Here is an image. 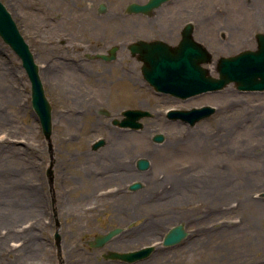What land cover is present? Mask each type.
Here are the masks:
<instances>
[{
	"label": "rangeland",
	"instance_id": "374dc122",
	"mask_svg": "<svg viewBox=\"0 0 264 264\" xmlns=\"http://www.w3.org/2000/svg\"><path fill=\"white\" fill-rule=\"evenodd\" d=\"M143 1L2 0L40 68L42 84L52 105L51 150L57 162L63 125L58 119L56 70L62 52L77 47L72 42L62 45L61 41L76 37L78 44L86 46L82 50L88 51L101 45V37L126 46L140 36L154 34L153 25L157 24L153 20L145 19L146 33H143L140 16L125 12L129 4ZM223 2L229 8L225 18L238 25V29L229 33L227 26L210 25L208 47L214 62L208 68L213 77H218L216 65L220 56L255 50L253 34L264 31V24L255 25V19L261 20L264 12L245 6L241 0ZM102 4L106 10L99 14ZM71 13L74 17L69 22L63 19ZM73 23L75 27H71ZM121 29L126 32L121 33ZM239 35L242 38H233ZM221 40L224 42L220 43ZM47 66L51 69V84L47 80ZM31 93V83L20 58L0 37V264H59V259L62 264H77L78 255L83 260L79 264H129L101 258L100 252L104 249L126 252L156 243L149 257L138 262L264 264V158L256 155L242 162L236 154L242 139L253 144L262 139L264 144V91H240L230 84L223 90L187 100L162 94L159 107L146 94V108L151 113L165 115L170 107L191 109L204 105L215 106L217 110L194 126L167 122L164 118L155 124L154 119H147L150 122L147 132L163 133L166 140L158 144L147 134L145 149L151 168L147 172L146 217L140 223H145V231L139 241L135 235L122 234L127 228L137 227L141 220L119 224L117 220L89 215L71 219L57 213L60 203L57 198L52 202L44 186L43 173L52 160L32 107ZM247 119L250 121L244 123ZM259 149L263 151L260 146ZM230 152L231 156L227 154ZM256 152L259 154L257 149ZM54 187L57 193L58 185L55 183ZM183 187H188L189 192H182ZM177 224L185 225L189 235L177 245L161 247L164 235ZM115 227H121V232L108 246L83 249L82 244L95 234Z\"/></svg>",
	"mask_w": 264,
	"mask_h": 264
},
{
	"label": "flooded vegetation",
	"instance_id": "af4514ba",
	"mask_svg": "<svg viewBox=\"0 0 264 264\" xmlns=\"http://www.w3.org/2000/svg\"><path fill=\"white\" fill-rule=\"evenodd\" d=\"M148 1L140 3L146 4ZM184 1L168 0L148 13H138L141 32L146 33L143 31L146 30L143 22L147 20H153L157 24L153 25L155 32L140 36L126 46H121L119 42L110 43L101 37L100 46L86 51L82 50L86 46L78 44L76 37H66V40L61 41L62 45L72 42L80 48L62 52L61 64L56 70L59 77L55 83L59 92L58 119L60 126L63 125V131L59 135L58 162L48 144L52 171L50 164L46 166L43 179L49 193L51 172L54 186L55 183L58 185L57 193L51 195L52 202L57 198L60 203L57 213L69 215L71 219H81L89 215L117 220L119 224L128 220H141L137 227L129 230L127 228L121 234L128 237L135 235L139 241L140 234L144 233L145 223H140L146 217L147 172L151 165L147 170L142 162L147 159V134L151 135L152 141L154 137L153 132H147V124H150L147 119H154L155 124H160L162 118L167 122L172 120L166 114L155 111H149L151 116L148 118L144 115L147 111L146 94L154 99V106L159 107L163 93L156 91L146 77L152 66L146 57L155 54L149 52L154 47H140L133 51L131 46L139 40L161 41L172 46L174 50L178 49L184 40L186 27L191 25L193 39L209 49L210 25L216 23L218 26H236L225 18V11L229 8L223 0H217L210 5L208 0H196V3L194 0L193 3ZM241 1L259 13L264 12V0ZM105 10L106 7L100 5L98 13L102 14ZM211 11L214 14L211 15ZM73 17L71 13L63 19L69 22ZM260 17L261 20L259 17L255 19V25L264 24V16ZM75 26L73 23L71 27ZM120 31L126 32L123 29ZM259 33L264 31L259 30L253 34L255 41ZM222 36L225 39V35ZM233 38L239 39L242 36ZM221 41L220 43L224 42ZM49 66L46 67V72L47 80L51 84ZM167 96L179 100L172 95ZM129 240L131 239L127 241ZM89 242L90 240L83 243L84 247L79 246L85 250L91 249ZM108 250L100 252V257L104 258L103 254ZM76 258L77 264L83 262L79 255Z\"/></svg>",
	"mask_w": 264,
	"mask_h": 264
},
{
	"label": "water",
	"instance_id": "95a60500",
	"mask_svg": "<svg viewBox=\"0 0 264 264\" xmlns=\"http://www.w3.org/2000/svg\"><path fill=\"white\" fill-rule=\"evenodd\" d=\"M166 0H150L146 5L133 3L128 7L130 12H149L159 7ZM0 37L21 59L23 68L32 84V106L37 113L45 138L51 145L52 135V107L49 103L41 77L39 66L35 62L29 45L21 34L12 14L0 0ZM258 48L244 50L235 56L220 57L217 63L218 77H213L209 69L203 65L211 64V53L201 44L195 42L191 35V26L185 31L184 41L178 49L172 51L171 47L160 41L147 43L140 41L132 46L136 51L138 47H154L149 50L155 54L146 59L152 63L147 71V79L156 90L187 99L205 92L219 91L231 83L241 91H264V34L257 35ZM215 112L212 106H203L188 110H170L171 119L181 120L190 126L210 117ZM149 116V113H145ZM162 133L154 137L155 142L164 141ZM147 169L149 161L142 162ZM121 229L112 230L106 234L96 236L90 242L91 246L102 247L113 239ZM188 235L186 228L178 224L171 228L163 238V244L173 246L179 244ZM59 239L58 236H56ZM153 246L134 252L110 251L105 257L108 259H122L134 262L147 258L153 251Z\"/></svg>",
	"mask_w": 264,
	"mask_h": 264
},
{
	"label": "bare ground",
	"instance_id": "6f19581e",
	"mask_svg": "<svg viewBox=\"0 0 264 264\" xmlns=\"http://www.w3.org/2000/svg\"><path fill=\"white\" fill-rule=\"evenodd\" d=\"M227 27L230 28L229 29V33L230 32L231 33H234L235 29H238V26L237 25L236 26H227ZM213 69H214V67H211V71ZM247 121H250V120L249 119L244 120V123L247 122ZM244 123L241 122V124H243L242 125L243 127L245 126ZM263 127H264V124H263ZM259 132H260V130H259ZM259 132H258V134H259ZM240 143H241L240 144L241 146L237 148L236 154H237V157L238 158L240 157V159L242 160V162H246V160H243V159H249L252 156H255L256 157V155H257V158H259V157L261 159L264 158V144H262V139H260V141L257 144H253L252 142L246 141V140L244 141L243 139H242V141H240ZM259 146L263 149V151L259 149ZM256 149L258 150V153L259 154H257ZM227 154L229 156H231L233 153L230 152V153H227ZM252 163L253 162H250L249 164L251 165ZM187 191L189 192V188L188 187H183L182 188V192L186 193ZM34 201H36V200H34ZM131 244H134V243H131ZM154 247H156V245ZM152 263H154V262H152Z\"/></svg>",
	"mask_w": 264,
	"mask_h": 264
}]
</instances>
